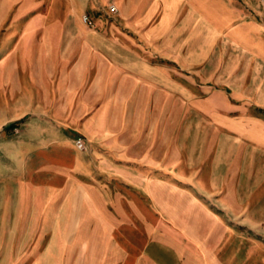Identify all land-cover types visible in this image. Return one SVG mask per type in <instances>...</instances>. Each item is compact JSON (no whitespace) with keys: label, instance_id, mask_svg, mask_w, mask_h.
Wrapping results in <instances>:
<instances>
[{"label":"crops","instance_id":"1","mask_svg":"<svg viewBox=\"0 0 264 264\" xmlns=\"http://www.w3.org/2000/svg\"><path fill=\"white\" fill-rule=\"evenodd\" d=\"M110 1L118 13L90 25L76 0V16L62 17L60 46L48 32L46 47L27 58L0 32V127L22 121L9 145L21 162L22 197L44 201L53 231L102 233L118 248L133 246L137 232L148 249L143 264H264V250L250 255L264 243L240 255L245 241L228 224L264 233V92L254 90L264 82L237 77L241 63L264 68V25L243 17L258 0ZM214 55L221 88L185 118L195 120L188 156L175 146L170 155L163 120L175 68L164 63ZM79 135L86 150L76 147ZM181 169L191 193L177 187ZM200 231L220 232L219 242H202ZM229 238L231 256H216L210 247ZM198 248L207 254L196 256Z\"/></svg>","mask_w":264,"mask_h":264},{"label":"rangeland","instance_id":"2","mask_svg":"<svg viewBox=\"0 0 264 264\" xmlns=\"http://www.w3.org/2000/svg\"><path fill=\"white\" fill-rule=\"evenodd\" d=\"M82 1L84 3L82 19L88 14L93 21L95 19L106 21L115 15L108 11L110 0ZM257 4L254 7L246 6L243 9V17L264 25V0H258ZM75 6L76 0H0V18L4 21L0 26V32L4 35V42L10 47L14 44L15 47H21L27 58L33 49L46 47L49 32L53 37L54 49H57L61 44L59 36L63 26L62 17L74 18ZM52 20L55 21L54 24ZM18 34H21V39L13 40L14 35ZM221 46L222 41H217L216 53L220 54ZM230 57L231 54L222 59L225 61ZM220 63V55L212 56L208 62L202 60L192 65L186 63L183 58L179 65L165 61L166 66L169 64L171 68H175L170 74L172 85L166 88V94L170 92V95H173V102L165 103L166 115L163 120V135L168 154L171 155L175 146L179 148L181 156H188L191 138L187 128L195 120L185 118L194 103L220 90L221 87L216 83L221 74ZM245 68V64L241 63L237 74L238 78L245 77V85H251L253 81H257L258 85L264 82V68L261 72L255 71L254 68L246 71ZM254 90L264 92V87H256ZM175 113L179 115V119L173 118ZM21 123L22 121L9 122L0 127V264H143L148 260L146 241L140 239L135 231L129 233L136 237L134 245L118 248L109 247L102 233L52 230L51 217L45 213L44 201L33 199L28 193L22 197L20 193L22 166L20 160L10 151L14 150V147L9 145L13 144L14 138H18L16 134L22 129ZM16 128L19 130L18 133ZM172 171L165 170L163 177L167 182L177 184L175 183L177 176L174 177ZM181 172L184 174L180 178L182 183L177 184V187L186 193L193 192L194 188L186 179L187 170L181 169ZM228 224L236 229L245 241L244 248L239 251L240 255L247 256L249 245L255 241L260 240L264 243L263 232L260 234L250 229L239 228L232 221ZM220 235V232H198L202 242L208 241L213 244L219 242ZM231 241L229 238L228 246H221L222 248L212 246L210 249L216 256L226 254L231 256V252L235 250L230 245ZM263 250V247L253 248L250 255H256L258 251ZM205 252L207 250L204 248L203 250L198 248L194 254L204 257L207 254ZM260 254L264 255L263 252Z\"/></svg>","mask_w":264,"mask_h":264},{"label":"built area","instance_id":"3","mask_svg":"<svg viewBox=\"0 0 264 264\" xmlns=\"http://www.w3.org/2000/svg\"><path fill=\"white\" fill-rule=\"evenodd\" d=\"M109 10L112 13H118V11H119L118 7L115 4H111L109 6ZM83 19H84L85 23L90 24V25H93V21H92L91 17L88 14H85L83 16ZM16 132L17 133L19 132V130L17 128H16ZM75 144H76V147L79 150H86L87 149L86 139L82 135H79L78 137H76Z\"/></svg>","mask_w":264,"mask_h":264}]
</instances>
